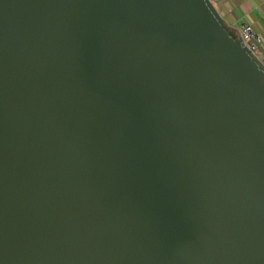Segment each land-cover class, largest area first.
I'll return each instance as SVG.
<instances>
[{"label": "water", "instance_id": "95a60500", "mask_svg": "<svg viewBox=\"0 0 264 264\" xmlns=\"http://www.w3.org/2000/svg\"><path fill=\"white\" fill-rule=\"evenodd\" d=\"M0 264H264V66L212 0H0Z\"/></svg>", "mask_w": 264, "mask_h": 264}, {"label": "crops", "instance_id": "0c3cea01", "mask_svg": "<svg viewBox=\"0 0 264 264\" xmlns=\"http://www.w3.org/2000/svg\"><path fill=\"white\" fill-rule=\"evenodd\" d=\"M226 25L250 24L264 39V0H212Z\"/></svg>", "mask_w": 264, "mask_h": 264}, {"label": "built area", "instance_id": "2783aa9c", "mask_svg": "<svg viewBox=\"0 0 264 264\" xmlns=\"http://www.w3.org/2000/svg\"><path fill=\"white\" fill-rule=\"evenodd\" d=\"M228 26V25H227ZM243 42L250 53L264 66V39L250 24L242 23L236 28L229 27Z\"/></svg>", "mask_w": 264, "mask_h": 264}]
</instances>
